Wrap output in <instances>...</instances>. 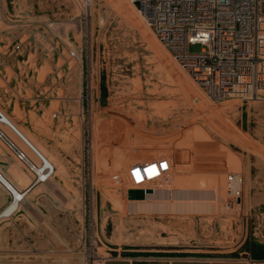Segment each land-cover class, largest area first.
Listing matches in <instances>:
<instances>
[{
	"label": "rangeland",
	"instance_id": "obj_1",
	"mask_svg": "<svg viewBox=\"0 0 264 264\" xmlns=\"http://www.w3.org/2000/svg\"><path fill=\"white\" fill-rule=\"evenodd\" d=\"M35 28L55 49L9 55ZM0 51V112L55 166L0 219V264L264 260L263 90L211 100L131 0H0ZM0 169L30 181L1 141Z\"/></svg>",
	"mask_w": 264,
	"mask_h": 264
},
{
	"label": "built area",
	"instance_id": "obj_2",
	"mask_svg": "<svg viewBox=\"0 0 264 264\" xmlns=\"http://www.w3.org/2000/svg\"><path fill=\"white\" fill-rule=\"evenodd\" d=\"M159 41L214 102L246 99L264 91V0H131ZM33 39L21 38L10 49L38 44L46 51L55 42L40 28ZM200 43L201 51L190 45ZM68 53L77 56L69 47ZM8 52V51H7ZM6 52L0 51V61ZM55 112L53 116H57ZM16 138H14L13 136ZM0 141L31 174L28 187L49 180L55 166L0 112ZM0 185L14 195L0 169ZM25 194H23L24 196Z\"/></svg>",
	"mask_w": 264,
	"mask_h": 264
},
{
	"label": "crops",
	"instance_id": "obj_3",
	"mask_svg": "<svg viewBox=\"0 0 264 264\" xmlns=\"http://www.w3.org/2000/svg\"><path fill=\"white\" fill-rule=\"evenodd\" d=\"M27 186H23L22 189L27 188ZM10 200L9 192L0 185V211ZM100 264H264V260L251 262L248 260L212 259L207 257L110 256Z\"/></svg>",
	"mask_w": 264,
	"mask_h": 264
},
{
	"label": "bare ground",
	"instance_id": "obj_4",
	"mask_svg": "<svg viewBox=\"0 0 264 264\" xmlns=\"http://www.w3.org/2000/svg\"><path fill=\"white\" fill-rule=\"evenodd\" d=\"M91 2L92 0H85V5L89 6ZM5 180L7 181V183H9L12 186L14 190V195L12 196V199L10 200V202L6 206H4L2 210L0 211V219L3 217L11 216L13 213L18 211L20 207L26 202V199H27L26 195L31 188L33 189L34 186L36 187L37 185H40V184H46V185L51 184V179H49V180L37 183L36 185L32 187H28L29 186L28 184L27 188L22 189L21 186L17 182H15V180H13L10 176H8V174H5ZM23 194L25 195L23 196Z\"/></svg>",
	"mask_w": 264,
	"mask_h": 264
},
{
	"label": "snow or ice",
	"instance_id": "obj_5",
	"mask_svg": "<svg viewBox=\"0 0 264 264\" xmlns=\"http://www.w3.org/2000/svg\"><path fill=\"white\" fill-rule=\"evenodd\" d=\"M148 171H150V172H154V169H153V168H150Z\"/></svg>",
	"mask_w": 264,
	"mask_h": 264
},
{
	"label": "water",
	"instance_id": "obj_6",
	"mask_svg": "<svg viewBox=\"0 0 264 264\" xmlns=\"http://www.w3.org/2000/svg\"><path fill=\"white\" fill-rule=\"evenodd\" d=\"M196 101H198V99H196Z\"/></svg>",
	"mask_w": 264,
	"mask_h": 264
}]
</instances>
